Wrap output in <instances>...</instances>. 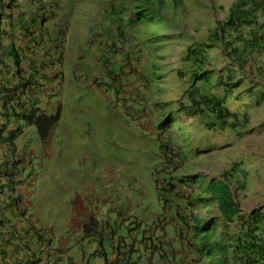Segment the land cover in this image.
<instances>
[{
  "label": "clouds",
  "instance_id": "1",
  "mask_svg": "<svg viewBox=\"0 0 264 264\" xmlns=\"http://www.w3.org/2000/svg\"><path fill=\"white\" fill-rule=\"evenodd\" d=\"M240 1L229 4L228 0H178L186 14L181 26L190 40V52L181 58L182 68L177 73L189 80V90L178 104L182 115L178 123L185 129L186 138L166 145L162 174L155 182L163 212L151 215L142 237H124L125 231L116 222L78 208L77 220L57 237L53 228L31 211L34 177L19 140L32 132L45 140L61 119L60 101L51 104V99L59 92L58 82L63 79L67 35L63 5L61 0H0V61L5 60L7 65V76L0 81V165L9 162L4 173L19 171L16 177L21 182L10 191L17 201L8 203L4 191L0 195V219L4 224L0 226V260L5 257L7 264H131L128 256L138 252L133 264H178L169 257L181 258L180 264H210L208 252L201 251L202 242L220 241L223 220L216 203H210L202 187L212 180H223L224 174L232 173L239 165L231 189L240 206L239 197L247 192L249 183L261 181L260 176L251 175L243 160L234 161L215 177L203 171L200 161L206 152L215 149L217 141H227L226 146H231L250 135L254 130L253 116L264 109V80L257 75L253 79L249 71L264 53L243 56L233 49L226 50L223 43L231 41L234 48L244 49L246 40L252 37L251 25L243 24L234 30L227 22L231 9ZM257 16L264 22L262 10ZM206 63L210 71L204 70ZM259 70L256 72L264 76V66ZM202 82L207 83L203 91ZM218 102L241 119L250 114L244 136L213 129L217 120L212 107ZM175 130L171 128L168 135ZM189 175L198 176L196 184L180 182ZM188 198L193 206L187 204ZM199 204L208 211L198 209ZM263 206L264 201L248 211L240 206V211L252 214ZM212 219L215 229L208 231L205 226ZM237 226L238 221L230 232L235 233ZM137 244L139 250L135 248Z\"/></svg>",
  "mask_w": 264,
  "mask_h": 264
},
{
  "label": "rangeland",
  "instance_id": "2",
  "mask_svg": "<svg viewBox=\"0 0 264 264\" xmlns=\"http://www.w3.org/2000/svg\"><path fill=\"white\" fill-rule=\"evenodd\" d=\"M61 2L67 29L63 79L51 99L60 101L61 119L49 138L32 132L19 140L34 177L31 211L57 237L67 232L78 208L116 222L124 237H142L151 215L163 212L155 182L166 145L186 138L178 104L189 80L177 74L190 52L181 26L186 14L178 0ZM263 66L264 57L250 67L253 79L264 80L256 72ZM204 70L211 66L206 63ZM200 85L207 88L206 82ZM252 126L245 139L231 146L219 140L200 158L211 177L241 160L261 177L239 197L245 211L264 201V109ZM171 128L176 130L170 136ZM137 260L138 252L128 256L131 264Z\"/></svg>",
  "mask_w": 264,
  "mask_h": 264
},
{
  "label": "trees",
  "instance_id": "3",
  "mask_svg": "<svg viewBox=\"0 0 264 264\" xmlns=\"http://www.w3.org/2000/svg\"><path fill=\"white\" fill-rule=\"evenodd\" d=\"M262 10L264 12V0H241L235 7L231 9L227 22L234 29L238 30L243 24H249L252 27V37L246 40L244 49L234 48L231 41L223 42L226 50L233 49L243 56L250 54L264 53V22L258 20L257 12ZM261 52V53H260ZM5 60L0 61V81L7 76L4 64ZM204 77V76H203ZM212 101L210 104L212 105ZM213 113L216 115V122L212 125L213 129L218 132L231 131L242 137L246 134L243 132L244 127L250 120V114L247 113L241 119L239 114L230 113L225 110L221 103L214 104L212 107ZM47 133V131H44ZM7 163V164H6ZM0 165V195L4 191L8 194L9 202L17 201L10 195V191L16 185H20L18 180L19 171L4 173L5 168L9 162L3 161ZM238 165L233 169L232 173L223 175V180H212L208 182L203 189V194L208 197L210 203H216L218 210L223 220V231L221 233L220 241L210 242L209 239L202 242L203 248L211 257L210 264H264V206L261 209H255L252 214H242L240 206L236 202L231 189V183L234 177L239 172ZM21 172V171H20ZM198 176L189 175V184H196ZM186 184V181H180ZM244 186L246 184L242 183ZM241 185V187H243ZM200 187V185H198ZM246 187V186H245ZM242 190V189H239ZM244 190V187H243ZM187 203L190 206L194 205L191 198ZM3 200L0 199V202ZM204 202L205 199H200ZM174 204V202H173ZM25 213L24 211H22ZM7 218V215H4ZM9 219L8 221H10ZM3 220L0 219V226L4 225ZM238 221V230L231 233L232 225ZM214 220L207 222L206 230L210 231L214 228ZM3 254V252H0ZM207 256V254H206ZM0 264H7L6 258L0 260Z\"/></svg>",
  "mask_w": 264,
  "mask_h": 264
}]
</instances>
